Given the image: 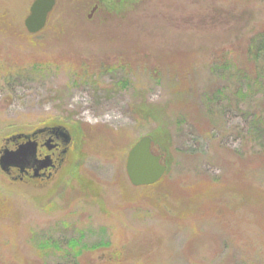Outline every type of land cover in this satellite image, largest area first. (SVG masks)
Returning <instances> with one entry per match:
<instances>
[{"label":"rangeland","instance_id":"1","mask_svg":"<svg viewBox=\"0 0 264 264\" xmlns=\"http://www.w3.org/2000/svg\"><path fill=\"white\" fill-rule=\"evenodd\" d=\"M32 1L0 0V150L59 122L71 134L62 163L74 157L104 206L69 175L0 168V264H264L259 178L232 152L251 147V108L264 114V87L242 97L236 65L249 64L264 0H55L29 33ZM150 133L164 181L134 186L127 152Z\"/></svg>","mask_w":264,"mask_h":264},{"label":"trees","instance_id":"2","mask_svg":"<svg viewBox=\"0 0 264 264\" xmlns=\"http://www.w3.org/2000/svg\"><path fill=\"white\" fill-rule=\"evenodd\" d=\"M244 46L246 49V56H247V60L249 61V64L242 67H239V65L236 64L237 70L241 73L242 76L241 81L242 83L244 81V86H245V87L243 86V89L237 88V93H241L242 97L245 95L247 96L253 94L257 87H261V86L264 87V63L262 62V60L264 59V24L263 25L260 24V30L256 31V33H254L250 38H248ZM260 58L262 59L260 60ZM253 65H255L256 68L252 73V71H250L249 69L252 68ZM222 67L228 69L229 66L225 64V66L222 65ZM247 118H248V129L247 132L245 133V137H248L251 140L250 141L251 147L243 151H238V150L232 151L236 155V158L233 159L236 160V162H239L241 165L242 162L246 164V167L242 165L241 168H239V170L243 169L245 171V174H249L250 182L256 176L259 178V181L256 184V186L253 187V184L252 185L250 184V186L254 188L258 194L264 196V114H262L261 111H256L253 108H251L249 112V116ZM49 123H59V122L53 121ZM150 135L152 139H154V135L152 133H150ZM68 150L71 151L70 149ZM68 158L69 160L66 163L60 164L53 171V172L56 171L55 172L56 182L54 184H57L62 179L68 182V179L66 177H68L69 175L72 178L77 179L78 185L80 186V189L82 190L83 194L85 196H89L91 202H94V200L98 201L99 199L102 206H104L103 199H101V195H99L103 192L102 186L95 179L79 173L77 167L75 166L74 157L72 155H70ZM164 177L165 176L159 178L153 183L134 185V186H142L144 188H150L152 186H156L162 183L164 181L163 180ZM167 183L176 184L177 182L167 181ZM192 187L193 186L191 185L190 188ZM186 188L189 189L188 186H185V189ZM168 194L173 197H176L178 195L177 188L173 186L171 192H169ZM49 197H50L49 195L45 196V198H49ZM144 198L147 199L146 196H144ZM251 200H255V198L249 196L247 201L253 204ZM44 204L45 203L41 205L46 206L47 203L45 205ZM158 207L162 213H165V209L162 206L158 204ZM190 210H192V207L190 208ZM199 212H194L192 215L196 216V214ZM202 213L204 212H201L199 214ZM190 227L193 228H191V231L189 232V236L196 235L194 234V231L197 229L196 226L190 225ZM66 241L68 246L75 248V253L80 252L81 248L84 247L83 246L84 242H82L79 237L78 238L69 237ZM42 243H43L42 245H48V242H42ZM54 245H57V243H55ZM96 245L97 244H92L91 248H93ZM112 261H114V258L109 256V258L106 259L104 262H101V264H112L111 263Z\"/></svg>","mask_w":264,"mask_h":264},{"label":"water","instance_id":"3","mask_svg":"<svg viewBox=\"0 0 264 264\" xmlns=\"http://www.w3.org/2000/svg\"><path fill=\"white\" fill-rule=\"evenodd\" d=\"M54 3L55 0H33L31 2L29 13L24 18V24L28 31L36 32L45 25L47 14ZM95 8L96 4L92 7L91 12ZM53 128L62 132L64 142L69 141L70 135L64 127L56 125ZM36 131L37 129L31 135ZM25 136L27 139L15 148L5 146L0 150V168L7 173L10 172L12 166L17 167L20 172L31 168L33 176L41 175L45 172L40 173V169L53 165L50 155L47 154L39 158L37 142L30 138V134ZM151 143L152 137L145 134L140 136L128 149L125 169L128 179L133 185L153 183L166 170V164L161 161V154L151 150Z\"/></svg>","mask_w":264,"mask_h":264},{"label":"flooded vegetation","instance_id":"4","mask_svg":"<svg viewBox=\"0 0 264 264\" xmlns=\"http://www.w3.org/2000/svg\"><path fill=\"white\" fill-rule=\"evenodd\" d=\"M95 4H96V8L92 11L91 14H93L94 11L99 7V4L96 2L92 6H94ZM91 14L89 16H91ZM36 129H37L36 133L30 135V137L35 139V141H37V156L43 157L46 154L50 155L54 166L53 167L49 166L42 170L45 171L46 173L51 172L52 175L53 171L57 168V166H59L62 163L64 159V155L68 152L69 143L71 139L68 143H64L62 132L58 129H54L52 124H45L43 126L37 127ZM22 134L13 136L11 141L14 142V146L17 143L26 139V137ZM29 171L31 170L29 169ZM21 175L24 176L25 173Z\"/></svg>","mask_w":264,"mask_h":264}]
</instances>
